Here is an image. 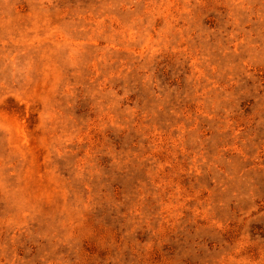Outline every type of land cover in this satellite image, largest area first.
I'll return each mask as SVG.
<instances>
[{
	"label": "rangeland",
	"instance_id": "1",
	"mask_svg": "<svg viewBox=\"0 0 264 264\" xmlns=\"http://www.w3.org/2000/svg\"><path fill=\"white\" fill-rule=\"evenodd\" d=\"M0 264H264V0H0Z\"/></svg>",
	"mask_w": 264,
	"mask_h": 264
}]
</instances>
